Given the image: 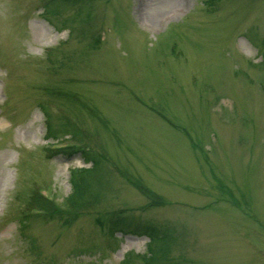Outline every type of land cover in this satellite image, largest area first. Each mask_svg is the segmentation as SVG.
<instances>
[{"label": "rangeland", "instance_id": "1", "mask_svg": "<svg viewBox=\"0 0 264 264\" xmlns=\"http://www.w3.org/2000/svg\"><path fill=\"white\" fill-rule=\"evenodd\" d=\"M150 252L264 264V0H0V264Z\"/></svg>", "mask_w": 264, "mask_h": 264}, {"label": "trees", "instance_id": "2", "mask_svg": "<svg viewBox=\"0 0 264 264\" xmlns=\"http://www.w3.org/2000/svg\"><path fill=\"white\" fill-rule=\"evenodd\" d=\"M81 187H83L81 184L76 186V190L79 192V191H82ZM117 221V222H115ZM112 223V226H114V228H122L120 225H124L126 227H129L130 223L127 221L126 223L123 222V221H119V220H112L111 221ZM134 226H137V228L135 229L136 231L138 232H142L147 234L149 237L151 238H156V239H160L162 241H164L162 238L164 237V235H160V232L155 228L153 227L152 225H149L148 223H140V224H137V225H134ZM164 248V246H163ZM160 254V253H158ZM149 259V264H158L159 260H161L163 258V255L161 257L157 256V255H154L152 252H150V254L148 255L147 257ZM158 258V259H157Z\"/></svg>", "mask_w": 264, "mask_h": 264}]
</instances>
